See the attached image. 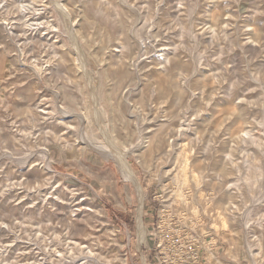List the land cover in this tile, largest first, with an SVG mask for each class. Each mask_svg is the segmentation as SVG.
I'll list each match as a JSON object with an SVG mask.
<instances>
[{
  "label": "rangeland",
  "instance_id": "1",
  "mask_svg": "<svg viewBox=\"0 0 264 264\" xmlns=\"http://www.w3.org/2000/svg\"><path fill=\"white\" fill-rule=\"evenodd\" d=\"M21 1L0 0V264H157V209L181 147L203 178L186 188L200 193V216L166 203L214 248L219 261L203 251L202 264H264V0H59L68 14L58 0ZM54 90L75 110L72 124L57 123ZM94 107L121 149L122 140L143 146L127 159L144 193L146 242L137 243L133 182L81 143L82 129L103 140ZM23 152L29 165L16 158Z\"/></svg>",
  "mask_w": 264,
  "mask_h": 264
},
{
  "label": "bare ground",
  "instance_id": "2",
  "mask_svg": "<svg viewBox=\"0 0 264 264\" xmlns=\"http://www.w3.org/2000/svg\"><path fill=\"white\" fill-rule=\"evenodd\" d=\"M18 1H20V0H18ZM35 1V0H34ZM47 1V0H46ZM56 0H54V2H55ZM79 1V0H78ZM16 2V1H15ZM29 1H25V0H22L21 2H19V6H21V8H25V7H27L28 6V4H30V3H28ZM57 3L56 4H58V6L63 10V11H65L66 10V8L64 9V4L63 3H59L60 1L58 0V1H56ZM83 2V1H82ZM121 2H123V1H121ZM14 3V2H13ZM5 4V3H4ZM17 4H18V2H17ZM55 4V5H56ZM77 4V3H76ZM129 4V3H128ZM127 4V5H128ZM3 6V5H2ZM132 6V5H131ZM133 6H134V4H133ZM31 7V6H30ZM29 7V8H30ZM53 7H54V5H53ZM20 8V7H19ZM20 8V9H21ZM60 8H58V9H60ZM137 8V7H136ZM127 9V8H126ZM134 9V8H133ZM22 10V9H21ZM61 10V11H62ZM23 11V10H22ZM35 11H36V8H35ZM136 11V10H135ZM66 12V14H68L67 13V10L65 11ZM132 12V11H131ZM138 12H140V11H138ZM22 13H24V12H22ZM29 13H31V12H29ZM34 13V12H33ZM64 13V12H63ZM136 13V12H135ZM26 14V13H25ZM36 14V13H35ZM47 14V13H46ZM60 15V14H59ZM23 16V15H22ZM26 16V15H25ZM34 16V15H33ZM37 16V15H36ZM44 16V15H43ZM48 16V15H47ZM64 16V15H63ZM21 17V16H20ZM53 17V16H52ZM46 18V17H45ZM49 18V17H48ZM140 18V17H139ZM138 18V19H139ZM142 18V17H141ZM24 19V18H23ZM37 19V18H36ZM42 19V18H41ZM64 19V18H63ZM70 18H68V20H69ZM22 20V19H21ZM30 20V19H29ZM33 20V19H32ZM35 20V19H34ZM22 21H25V19L24 20H22ZM22 21H21V23H22ZM41 21V20H40ZM1 22V21H0ZM31 22V21H30ZM49 22V21H48ZM51 22H53L52 20H51ZM76 22V21H75ZM138 22V21H137ZM13 23V22H12ZM24 23V22H23ZM158 23V22H157ZM30 24V23H29ZM44 24V23H43ZM48 24V23H47ZM69 24V23H68ZM134 24H136V23H134ZM4 25V24H3ZM32 25V24H31ZM39 26V25H38ZM43 26V25H42ZM48 26V25H47ZM56 26H57V24H56ZM73 26V25H72ZM132 26V25H131ZM36 27V26H35ZM41 27V26H40ZM3 28H4V30L6 31V33L8 34V35H13V33H15L14 31H13V28H12V25L9 23V25L8 24H5L4 26H3ZM66 28H68V27H66ZM73 28L74 27H69V30H68V32H67V37H68V35H69V38H70V44H72L73 45V47H75V54H74V56H75V60L77 61V60H79V61H82L83 60V58H84V52H83V50L81 49V47H80V43H79V40H78V38H77V36L74 34V31H73ZM130 28H132V27H130ZM30 29V28H29ZM37 29V28H36ZM52 29V28H51ZM32 31V30H31ZM45 31V30H44ZM120 31V30H119ZM35 32V31H34ZM43 32V31H42ZM106 32V31H105ZM131 32V31H130ZM155 32H156V30H155ZM18 33V32H17ZM53 33V32H52ZM117 33V32H116ZM16 34V33H15ZM24 34V33H23ZM42 34V33H41ZM119 34V33H118ZM130 34V33H129ZM157 36V35H156ZM102 37V36H101ZM118 37V36H117ZM23 38V37H22ZM31 39V38H30ZM250 39V38H249ZM24 40V39H23ZM121 40V39H120ZM145 40V39H144ZM144 40H143V42H144ZM22 41V40H21ZM25 41V40H24ZM48 41V40H47ZM61 41V40H60ZM27 42V41H26ZM54 42V41H53ZM143 42H142V40L141 41H139V45L140 46H143L144 44H143ZM252 42V41H251ZM55 43V42H54ZM122 43V42H121ZM120 43V44H121ZM21 44V43H20ZM42 44V43H41ZM57 44V43H56ZM102 44V43H101ZM116 44V43H115ZM3 45V44H2ZM60 45V44H59ZM138 45V46H139ZM147 45V44H146ZM145 46V45H144ZM18 47V46H17ZM106 46L105 45H103V46H101L100 47V50L102 51L104 48H105ZM116 47V46H115ZM45 48V47H44ZM69 48V47H68ZM67 48V49H68ZM140 48V47H139ZM54 49V48H53ZM29 50V49H28ZM44 50V49H43ZM161 50V49H160ZM54 51V50H53ZM71 51V50H70ZM114 51V50H113ZM112 51V52H113ZM162 51H164V50H162ZM43 53V52H42ZM58 53V52H57ZM60 53V52H59ZM58 53V54H59ZM137 53V52H136ZM71 54H72V52H71ZM41 55V54H40ZM43 55V54H42ZM61 55V54H60ZM138 56V55H137ZM136 56V57H137ZM34 57V56H33ZM39 57V56H38ZM58 57V56H57ZM159 57V56H158ZM59 58V57H58ZM62 58V57H61ZM120 58H122V57H120ZM135 58V57H134ZM163 58V57H162ZM17 59H19V58H17ZM43 59V58H42ZM45 59V58H44ZM68 59V58H67ZM138 59V58H137ZM66 60V59H65ZM19 61V60H18ZM25 61V60H24ZM49 61V60H48ZM84 61V60H83ZM83 61H82V65H84L83 64ZM134 61V60H133ZM31 62V61H30ZM35 62V61H34ZM131 62V61H130ZM135 62V61H134ZM138 62V61H137ZM20 63H21V61H20ZM48 63V62H47ZM55 63V62H54ZM122 63V62H121ZM58 64V63H57ZM79 66H80V64H78ZM55 66H56V64H55ZM76 66H77V64H76ZM32 67V66H31ZM57 67V66H56ZM86 67V66H85ZM85 67H83V66H80V68H82L84 71V73L87 75L88 73L85 71L86 69H84ZM34 68V67H33ZM40 68V67H39ZM78 68V67H77ZM55 69H57V68H55ZM46 71V70H45ZM51 71V70H50ZM53 71V70H52ZM57 71H58V69H57ZM179 71V70H178ZM91 72V71H90ZM95 72H96V70H95ZM49 74V73H48ZM90 75V74H89ZM123 75H126V74H123ZM177 76V75H176ZM191 76V75H190ZM47 77V76H46ZM89 77V76H88ZM89 79H90V77H89ZM254 79V78H253ZM186 80H187V78H186ZM255 80V79H254ZM47 81H48V79H47ZM128 82H129V80H128ZM48 83V82H47ZM90 83V82H89ZM88 83V84H89ZM100 83V82H99ZM98 83V84H99ZM34 84H35V82H34ZM35 85H37V84H35ZM47 86V85H46ZM100 86V85H99ZM34 87H36V86H34ZM50 87V86H49ZM49 87H47V88H49ZM93 87V86H92ZM129 87V86H128ZM127 87V88H128ZM53 88V87H52ZM181 88V87H180ZM36 89V88H35ZM34 89V90H35ZM39 89V88H38ZM125 89V88H124ZM153 89V88H152ZM37 90V89H36ZM58 90V89H57ZM57 90H54V91H57ZM118 90V89H117ZM140 90V89H139ZM29 91V90H28ZM45 91V90H44ZM54 91H52V92H54ZM152 92H153V90H152ZM151 92V93H152ZM139 93V92H138ZM54 96H55V98H54V100H55V102H56V104H54L53 103V105H54V107H55V109L57 108L58 110L57 111H55L56 113L59 111V113L61 114V116H58L57 118H59L60 117V119H59V121H57V123L58 124H61V125H63V126H67V125H69V123L71 122V118H73V116L75 115L74 114V111L75 110H73L72 108H71V106L67 103V104H64L63 102L61 103V98H63L64 99V92L63 91H57V92H55V94H53ZM97 92L95 93H93V98L95 99V100H97ZM136 95V94H135ZM13 96V95H12ZM44 96V95H43ZM49 96V95H48ZM53 96V97H54ZM72 98H73V96H71ZM190 97V96H189ZM74 98H76V96L74 97ZM136 98V97H135ZM190 99V98H189ZM30 100H32V99H30ZM36 100V99H35ZM94 100V101H95ZM118 100H119V98H118ZM29 101V100H28ZM37 101V100H36ZM76 101V100H75ZM12 102V101H11ZM77 103H78V101H77ZM76 103V104H77ZM93 103V102H92ZM131 103V102H130ZM188 103V102H187ZM24 104V103H23ZM25 104H26V102H25ZM24 104V105H25ZM34 104H35V102H34ZM48 104V103H47ZM94 104V103H93ZM32 105V104H31ZM46 105V104H45ZM44 105V106H45ZM56 105V106H55ZM78 105H79V103H78ZM138 105V104H137ZM140 106H142V105H140ZM35 107H37V106H35ZM39 107V106H38ZM37 107V108H38ZM52 107V106H51ZM40 108V107H39ZM42 108V107H41ZM44 108V107H43ZM102 108V107H101ZM32 109V108H31ZM45 109V108H44ZM51 109V108H50ZM34 110V109H33ZM49 110V109H48ZM84 110V109H83ZM102 110H104V109H102ZM144 110V109H143ZM187 110V109H186ZM94 114H95V116H96V125H97V128H98V131L100 132V134H101V136H102V138H103V140L102 141H98V140H95L94 138H89V137H87V135H86V133L83 131V129L82 130H80L79 131V136H80V140H82V142L81 143H87V144H90V145H92L95 149H97L98 151H100V152H102L103 154H104V156H106V157H113L114 158V160L116 161V163H117V165H118V167H119V169H120V171L123 173V175H124V177H126V178H128V179H130L132 182H133V184H134V186H135V188L137 189V193H138V206H137V212H136V236H137V243L138 244H140V243H142V242H146L147 241V232H148V228L144 225V223L142 222V219H141V215H142V206H143V201H144V193H143V189H142V187H141V185H140V183H139V181H138V178L136 177V175L134 174V171H133V169H132V167H131V165H130V162L128 161V159H127V156H128V154L130 153V152H132V151H134V150H136V149H138L139 147H143V146H141V144L139 143V142H133V144L131 143V144H127L126 142H124L123 140L122 141H120L121 143H123V145L122 146H124L125 148L124 149H121L119 146H118V142H117V139H116V137H111L110 135H108L107 134V132L105 131V129H103L102 127H101V125H100V123H99V118H98V109H96L95 107H94ZM165 111V110H164ZM177 111V110H176ZM18 112V111H17ZM20 112V111H19ZM38 112V111H37ZM45 112V111H44ZM80 112V111H79ZM137 112V111H136ZM59 113H57V114H59ZM82 113H84V112H82ZM18 114V113H17ZM79 114L80 113H78V117L80 118V116L82 115L83 116V114H81L80 116H79ZM43 115V114H42ZM47 115V114H46ZM45 116V115H44ZM50 116V115H49ZM138 116V115H137ZM15 117V116H14ZM47 117V116H46ZM56 117V116H55ZM32 118H34V117H32ZM84 118H85V115L83 116V120H84ZM91 118V117H90ZM138 118V117H137ZM143 118V117H142ZM169 118H170V116H169ZM20 119H22V118H20ZM35 119V118H34ZM39 119V118H38ZM38 119H35V120H38ZM47 119V118H46ZM40 120H41V117H40ZM50 120V119H49ZM81 121H82V119H80ZM131 120V119H130ZM150 120V119H149ZM184 120V119H183ZM24 121H26V120H24ZM30 121V120H29ZM102 121V120H101ZM19 122V121H18ZM22 122V121H21ZM39 122V121H38ZM43 122V121H42ZM16 123V122H15ZM51 123H53V122H51ZM51 123H50V125H51ZM34 124V123H33ZM37 125H38V123H36ZM70 124H72V122L70 123ZM84 124V123H83ZM82 124V125H83ZM158 124H160V123H158ZM39 125H42V124H39ZM47 125V124H46ZM20 126V125H19ZM36 126V125H35ZM81 126V125H80ZM167 126V125H166ZM25 127H27V126H25ZM49 127V126H48ZM146 127V126H145ZM29 128V127H28ZM42 128V127H41ZM79 128V127H78ZM81 128V127H80ZM137 128V127H136ZM164 128V127H163ZM155 129V128H154ZM153 129V130H154ZM20 130V129H19ZM25 130V129H24ZM54 130V129H53ZM52 130V131H53ZM59 130V129H58ZM146 130V129H145ZM26 132V131H25ZM55 132V131H54ZM88 132V131H87ZM152 132V131H151ZM61 133V132H60ZM62 133H64V132H62ZM92 133V132H91ZM5 134V133H4ZM10 134V133H9ZM13 134V133H12ZM150 134V133H149ZM148 135V134H147ZM6 136V135H5ZM10 136V135H9ZM15 136V135H14ZM13 136V137H14ZM37 137H39V136H37ZM55 137V136H54ZM60 137H61V134H60ZM190 137V136H189ZM8 138V137H7ZM15 139H16V136L14 137ZM64 138V137H63ZM76 138V137H75ZM138 138V137H137ZM171 139V138H170ZM101 140V139H100ZM19 141V140H18ZM61 141V140H60ZM74 141V140H73ZM76 141V140H75ZM14 142H15V140H14ZM144 142H146V141H144ZM71 143V142H70ZM31 144V143H30ZM72 144H73V142H72ZM142 144H143V142H142ZM169 144V143H168ZM170 144H171V142H170ZM83 145V144H82ZM120 145V144H119ZM32 146H34V145H32ZM74 146V145H73ZM12 147V146H11ZM40 147V146H39ZM42 147H44V146H42ZM7 148V147H6ZM172 148H175V147H172ZM171 148V149H172ZM42 149V148H41ZM40 149V150H41ZM45 149V148H44ZM47 149V148H46ZM181 149H182V151L179 153V152H177V153H175L176 154V157H177V159H176V157H175V160H176V162H175V164L173 165L172 164V168H170V169H172L173 171L170 173L171 174V176H170V174L168 175V176H170L171 178H172V180H173V182H175L174 183V185H172V186H170L169 188V196L164 200V204H163V207H167V209H168V207L170 206V203H166L168 200H169V198H172V200H176V202H181L182 204H183V207H184V209H189V210H191L190 212H191V214L193 215V217H196V216H200L199 215V205L197 204L198 202H196V199L197 198H199V196H200V193L198 192V190L197 189H194V191H192L191 192V194H188V192H187V190H186V188H188L189 190H190V186H191V182L192 181H194V183H198V182H200V180H202L201 179V175L198 173V171H196L195 169H189V158H188V155H187V153L185 152L186 150H184V148H182L181 147ZM34 150V149H33ZM38 150V149H37ZM175 150V149H174ZM180 150V149H179ZM3 151V150H2ZM7 150H5L4 152L6 153V154H9V153H7L6 152ZM8 151H10V150H8ZM35 151V150H34ZM68 151V150H67ZM26 152V151H25ZM29 152V151H28ZM33 151L31 150V153H32ZM69 152V151H68ZM175 152V151H174ZM24 153V152H23ZM34 153V152H33ZM48 153V152H47ZM67 153V152H66ZM101 153V154H102ZM0 154H2V153H0ZM5 154V155H6ZM50 154V153H49ZM48 154V155H49ZM68 154V153H67ZM3 155V154H2ZM1 155V156H2ZM29 155L31 156V154L30 153H24V154H21V155H18V156H16V158H17V160H18V162L20 161L22 164H26L27 163V165H29L30 164V161L29 160H31V159H29ZM66 155V154H65ZM75 155V154H74ZM143 155V154H142ZM0 156V157H1ZM7 156V155H6ZM11 156V155H10ZM9 156V157H10ZM12 157H13V155H12ZM11 157V158H12ZM169 158V157H168ZM159 159V158H158ZM14 160V159H13ZM16 160V159H15ZM36 160V159H35ZM47 161V160H46ZM45 162V161H44ZM21 163H19V164H21ZM18 165V164H17ZM46 165V164H45ZM13 166H15V165H13ZM10 167V166H9ZM50 169V168H49ZM169 169V170H170ZM51 170V169H50ZM37 175V174H36ZM160 175V174H159ZM258 175V174H257ZM26 176V175H25ZM35 176V175H34ZM205 176V175H204ZM203 176V177H204ZM29 177V176H28ZM170 177H169V179H170ZM160 178V177H159ZM36 180V179H35ZM192 180V181H191ZM44 181V180H43ZM162 181V180H161ZM228 181V180H227ZM162 184H165V186H166V182H164L163 183V181H162ZM228 184V183H227ZM161 186H164V185H161ZM202 190V189H201ZM250 191V190H249ZM58 193V192H57ZM56 193V194H57ZM248 194H249V192H248ZM189 196L191 197L190 199H189ZM208 196V195H207ZM62 197V196H61ZM201 197V196H200ZM209 197V196H208ZM212 198V197H211ZM207 199V198H206ZM208 201V200H207ZM250 203V202H249ZM67 207V206H66ZM66 209V208H65ZM96 209V208H95ZM72 211V210H71ZM84 211V210H83ZM99 211V210H98ZM186 211V210H185ZM74 212V211H73ZM184 212V211H183ZM182 212V213H183ZM185 214V213H184ZM167 216H169V214H167ZM222 218L218 221V224H220V225H222V229L224 230L227 226H229V224H227V219L224 217V216H222V215H220ZM236 217V216H235ZM199 218V217H198ZM240 218V217H239ZM252 218V217H251ZM100 219V218H99ZM168 219V218H167ZM166 219V220H167ZM226 219V220H225ZM241 219V218H240ZM249 220V219H248ZM197 221V220H196ZM71 222V221H70ZM241 224V223H240ZM99 225V224H98ZM183 225V224H182ZM236 227V226H235ZM204 229V228H203ZM73 230H74V228H73ZM208 232L207 230H203V232ZM198 237V236H197ZM76 240V239H75ZM204 240V239H203ZM202 240V241H203ZM211 241V240H210ZM204 242V241H203ZM202 242V243H203ZM244 242V241H243ZM75 244V243H74ZM204 244V243H203ZM212 244H214L213 242H210V245H212ZM78 245V244H77ZM206 246V245H205ZM209 246V245H208ZM207 246V253H206V257L209 259V260H213V261H216L217 259H216V257H215V254H213L212 253V250L209 248ZM249 246V245H248ZM211 247V246H210ZM250 247V246H249ZM248 247V248H249ZM231 248V247H230ZM248 248H246V249H248ZM78 249V248H77ZM250 249V248H249ZM236 252V251H235ZM247 252V251H246ZM249 252H250V250H249ZM251 253V252H250ZM249 253V254H250ZM255 254V253H254ZM248 255V254H247ZM250 255H252V254H250ZM251 257V256H250ZM219 259V258H218ZM252 259V258H251ZM253 260V259H252ZM217 261H219V260H217ZM253 263H254V261H253ZM226 264V263H225Z\"/></svg>",
  "mask_w": 264,
  "mask_h": 264
},
{
  "label": "built area",
  "instance_id": "3",
  "mask_svg": "<svg viewBox=\"0 0 264 264\" xmlns=\"http://www.w3.org/2000/svg\"><path fill=\"white\" fill-rule=\"evenodd\" d=\"M153 197L162 202V194ZM180 221L181 219H177L174 215L171 216L169 207L168 209L158 207L154 231V251L157 264H202V253L207 251V247L197 237V228L193 226L192 221L189 220V223L184 225H181ZM203 236L209 237V240L212 238L210 232L204 233ZM213 249L212 247L211 250L214 251Z\"/></svg>",
  "mask_w": 264,
  "mask_h": 264
},
{
  "label": "crops",
  "instance_id": "4",
  "mask_svg": "<svg viewBox=\"0 0 264 264\" xmlns=\"http://www.w3.org/2000/svg\"><path fill=\"white\" fill-rule=\"evenodd\" d=\"M110 198H114V197H110ZM144 214H146V213H144V211H143L142 215H144ZM142 221H143V219H142Z\"/></svg>",
  "mask_w": 264,
  "mask_h": 264
}]
</instances>
